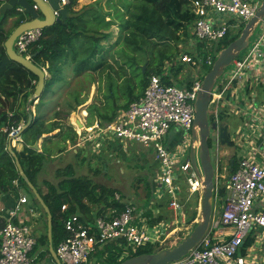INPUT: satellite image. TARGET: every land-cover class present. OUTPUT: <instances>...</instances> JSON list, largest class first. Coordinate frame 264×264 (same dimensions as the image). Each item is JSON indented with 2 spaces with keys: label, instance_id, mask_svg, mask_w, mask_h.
Here are the masks:
<instances>
[{
  "label": "built area",
  "instance_id": "built-area-1",
  "mask_svg": "<svg viewBox=\"0 0 264 264\" xmlns=\"http://www.w3.org/2000/svg\"><path fill=\"white\" fill-rule=\"evenodd\" d=\"M67 3L68 0H59L58 4L59 7H66ZM259 3L260 0H191L189 5L195 15L190 26L191 44L194 46L196 41L197 44L209 46L211 50L214 43L224 38L229 31L235 32V28L240 24L244 25L255 14ZM34 7L37 8L36 5ZM17 11L22 12L23 9L17 6ZM53 12L59 17V9ZM41 30L35 28L20 33L14 41L16 52L21 55L27 53L29 47L41 36ZM253 33L244 53L241 54V51L217 79L210 101H215V104L214 117L209 118V123L215 122L217 125L216 130L212 131L215 139L211 143L214 149L216 200L220 197L217 189L224 187V202L215 227L218 224L226 229L225 238L213 241L212 236H206L186 255L165 264H231L247 238L253 239L256 243L255 251L261 252L258 264H264V129L256 130V139L246 140L243 137V129H254V125L250 121L244 126H239L232 142L235 143V148L247 149L246 153L235 160L224 185L225 173L219 172V168L228 169L220 154V114L225 110H236L241 104L237 98L240 92L244 94L249 105H254V85L264 86V21L259 24L256 35L253 36ZM23 56L31 59L28 54ZM180 58L181 61H191L192 57L184 55L179 57V60ZM205 62L213 64L211 57H207ZM203 77L201 72L195 79L192 78L189 88H183L165 83L160 75L153 74L143 94L133 100L115 119L104 126L98 123L90 126L88 132H98L95 140L109 139L112 135L116 140L136 141L147 148L154 143L157 167L154 171L155 186L151 203L154 204L166 196V208L170 217H164L155 225L149 226L148 218L143 216L141 211L135 213L136 207L130 203L119 213L111 209L105 215L95 216L93 221L86 220L79 213H72L64 220L67 237L58 243L55 249L61 264H89L90 256L96 249L109 242L132 252L147 243L158 246L188 222V213L181 201V194L185 193L181 190V182H185L188 196H201L202 172L199 166L198 169L192 166L189 154L191 147L195 146L197 149V142L192 141L191 129L195 116L194 101ZM236 82L238 83L235 84ZM260 112L262 111L259 107L255 108V115L259 116ZM209 113L210 110L208 117ZM235 113L244 119V111ZM76 126L77 124L74 128ZM172 126L185 131L182 142L187 143V151L181 143L172 154L174 148L163 142ZM19 128L20 125L13 129L10 136H14ZM173 135L174 133L172 137ZM255 149L259 158L252 155ZM26 201L25 196L19 197L14 208L9 210L7 220L0 227V264H33L35 260V257L31 256L35 245L31 227L22 221L13 220L19 205ZM149 206L151 208V205ZM158 209L152 208V211L157 214ZM61 210H66V204L61 206ZM166 229H170L169 232H166Z\"/></svg>",
  "mask_w": 264,
  "mask_h": 264
},
{
  "label": "trees",
  "instance_id": "trees-1",
  "mask_svg": "<svg viewBox=\"0 0 264 264\" xmlns=\"http://www.w3.org/2000/svg\"><path fill=\"white\" fill-rule=\"evenodd\" d=\"M4 1L0 0V5ZM190 1L136 0V2H131V0H127L126 7H123L126 11L123 12L120 8L115 7L113 11L115 18L109 17L106 19V16L98 9L89 8L74 11L73 6L77 3V0H68L66 7L70 16L61 23H55L42 29L39 39L23 55H30L35 64L46 68L49 76L45 80L44 92L47 85H52L60 79L61 70L65 64L71 67L74 76L91 71H100L102 74L107 68H110V66H104L105 57L115 53L120 55L121 59L116 63L119 69L111 67V70L114 74L115 70H120L117 71L119 75L115 74L117 77L128 74V78L134 80V82H128L127 89L124 88L121 94V97L124 98L122 100L123 104L120 106L116 103V106H113L114 77H109L108 90L112 95L110 105L115 114L119 108L126 109L133 100L143 94L148 80L153 74L160 75L165 83L176 84L183 88H189L192 84V80L188 77L184 81L177 79L178 73L185 65L177 63L179 55L178 50H176L177 43L183 41L182 35H184L183 37L192 36L189 29L195 15L191 11ZM12 15L18 16L14 27L29 18L23 12L17 11V7L0 14V46L4 44V41L14 29L5 30L3 28L5 20ZM116 21L122 36L107 48L102 44V41L110 37V28ZM240 26L242 28L243 24ZM240 31L241 29L235 32L229 31L224 38L215 42L212 49L206 51L207 53H202V44L198 45V54L202 59V71L207 72L212 65L205 63L207 55L214 62L217 53L235 40ZM118 44L120 45L119 48H113L114 45ZM160 47H162V51H159ZM141 64L145 65L144 71ZM127 66H133L134 69L129 71ZM172 77L175 78V81ZM36 82L37 77L32 72L11 60L4 48L0 51V193L12 192L14 196H18L20 189H26L29 190L32 196L31 200L37 202L34 194L18 172L15 157L7 149L10 132L18 127L21 120L26 123L28 119L25 111L21 110V105L29 95L34 93ZM44 92L36 103L39 104L38 108L43 104L41 98ZM78 101V97H75V102ZM37 118L34 116L30 124L19 134L21 138L19 142L22 143L21 149L17 150L15 146H12V150L26 177L36 187L50 210L52 216L51 243L53 249H56L58 243L67 237L64 220L68 215L79 213L90 220L95 216L105 215L111 209H114L115 213H119L130 202L124 201L123 195L114 188L93 183L86 175H75L72 164H67L55 170V176L59 179L56 184L47 180L42 181L46 187V190H42L38 185L37 175L42 170L46 157L51 156L53 150L48 147L47 143H42L40 151L33 149L32 145L37 141L38 136L44 133L49 134L56 128L60 132L63 126L44 125L42 122L38 124ZM97 121L100 126H104L112 120L109 115L99 114ZM68 130L69 139L76 140L77 135L71 126L68 127ZM60 133L62 134V132ZM60 138L65 141L63 135ZM116 194H119L118 198L115 197ZM147 194L148 198L141 206L130 204L136 207L135 213L141 211L142 215L148 218L149 226H153L164 217V214L162 212L155 214L152 208H162V204L166 205L167 203V197L163 196L150 208L149 201L151 198L153 199V189H149ZM222 197L223 195L219 197L220 201L223 200ZM220 201H218V204L221 203ZM63 204H66V210H61ZM185 210L188 213V221L192 220L196 212L190 215L189 211ZM42 212L46 216L43 209ZM3 224L0 218V227ZM209 236H212L211 232ZM250 243L251 239L247 238L241 250L244 251ZM117 246L114 242L104 244L101 248H97L90 258L94 257L96 259L95 264H118L127 257L140 253H150L157 249V246L147 243L131 252L127 257L120 259L122 248ZM38 247H42L40 258L49 255L47 221L44 224V231L35 243L33 250Z\"/></svg>",
  "mask_w": 264,
  "mask_h": 264
},
{
  "label": "rangeland",
  "instance_id": "rangeland-1",
  "mask_svg": "<svg viewBox=\"0 0 264 264\" xmlns=\"http://www.w3.org/2000/svg\"><path fill=\"white\" fill-rule=\"evenodd\" d=\"M131 2H136V0H131ZM126 5L127 0H77V3L73 6V10L80 11L89 8L98 9L106 16V19H108L109 17L115 18L113 14L115 7L120 8V10L124 12L126 11V9L123 7H126ZM17 18V15L9 16L5 20L3 28L5 30L13 29ZM263 21L264 18L260 21V24ZM110 32V37L105 41H102V44L107 48L113 45L115 41L119 40L122 36V33L117 27V21L110 28ZM256 32L257 29H255L253 36L256 35ZM183 36L184 35L181 36L183 38V41L178 42L176 45L178 55L179 57H183L184 55L192 57L191 61H181V58L180 61L177 60V63H182L185 65L184 68L180 70L177 76V79L184 81L187 77L192 80V78L195 79L201 72H203V74H205L206 72L202 71V59L198 54L199 44H197L195 41L193 46L190 42L192 36ZM119 47V44L113 46V48L115 49ZM209 48V46L206 47L205 44H202V53H207L209 51ZM159 51H162V47H160ZM189 53H191L192 55H190ZM242 53H244V50H242L241 54ZM207 57L210 56L207 55ZM105 58L106 59L104 61V66H110V68H107L102 74L100 73V71H91L79 76H74L71 67L65 64L62 67L60 79L58 81H55L52 85L46 86V91L41 98L43 104L40 105V108H38L39 104H36L37 98H33L34 93L32 95H29L26 98L25 102L23 101L21 110H24L26 115L32 113L33 117H38L36 119V121H38V124L42 122L44 125L53 124L54 126H63L60 131L62 132V134L60 132H56L59 131V129L56 128V130L54 129V131L49 134H42L38 139L39 147L40 145H42V143H47L48 147L53 151L51 153V156L46 157L45 164H43L42 170H40L37 175V182L42 190H46V187L42 183V181L47 180L52 182L53 184H56L59 179H57V177L55 176V170L57 168L64 167L67 164H72L75 175H86L92 180L93 183L101 184L104 187L114 188L123 195L124 201L133 203L135 206H141L148 198V190H152L155 186L153 168L156 166V160L154 161V153L152 151L154 143L147 148L136 141L127 142L113 140L111 137L112 135L109 136V140L106 138L95 140V138L98 136L97 130L88 132L90 130V126L92 127L96 125L99 114L105 116L109 115L111 117V120L115 119V117L119 114V111L115 112L114 114V110L111 109L110 97L112 95L110 94V90H108V85L110 82L109 77H114V99L112 98L113 106H116V103L120 106L123 104V97H121V94L124 88L127 87L128 82H134V80L128 78V74H122L124 76L117 77L115 76V74L119 75L117 71L120 70H115V74L111 70V67L119 69L117 67L118 64L116 63L121 59L120 55H117L115 53L112 55H107ZM142 66L145 67L144 64H141V67ZM43 68L45 69L46 76L48 77L49 74L46 68ZM127 69L129 71H132L134 67L127 66ZM237 83L238 82H236L235 84ZM261 87L262 86L256 84L253 87L252 93L255 94V103L254 105H251L248 111V115H244L246 118L245 124L244 119L239 122V120L233 116L225 118L224 122L229 125L228 130L230 134L234 135L239 126L246 125L250 122V120H252L254 129H243V132H245L243 134V137L246 140L248 138H252L253 140L256 139L258 134L256 130L262 131L264 129V126L262 125V123L264 122V90ZM75 97H78V102H75ZM214 104L215 101H212L209 105L210 119L214 117ZM258 107L262 111L260 112L259 116L254 114L255 108ZM78 119L79 121H81V123H84L83 127H77L79 126L76 123ZM23 123L25 124L24 121ZM24 124H22L20 121L19 130H23L22 125ZM76 124L77 126L74 128ZM70 126L77 135L76 140L74 139L75 143L74 140L72 141L71 139H69L70 134L68 127L70 128ZM176 130H180V133H178V131L175 132ZM173 133L178 134L176 135V139L172 143V147L174 149L171 151V153L173 154V151L176 152L177 148H179V144L181 143H183V148H185V150L187 151V143L182 142V136L185 131L176 126L171 127L167 135L164 137L163 142L167 145ZM60 134L65 137V141L60 138ZM259 136L260 134L258 135V138ZM19 139V141H21L20 137ZM19 141L15 139L12 140V146L14 145L17 150L21 149L22 147V143ZM208 141L210 144L212 143L211 134ZM246 150L247 149L242 150L239 148H235V155L237 157L236 159H238L240 155L246 153ZM222 165H224L223 162ZM219 172L225 173V177H227L230 171L222 170L221 168H219ZM223 181L225 184L227 180L224 179ZM181 190L182 192H185L181 194V201L183 202L185 209L189 211L190 215L196 212L195 217L184 224L183 227L171 233L167 239H165L160 245L156 247L157 249L172 247L176 245L191 232L196 223L201 219V196H188L186 194L187 186L184 181L181 182ZM19 191H22L29 200L32 199L29 190L20 189ZM118 195L119 194L115 195V197ZM31 201L34 210L40 217V222L36 223L31 217L29 218V222L30 224H32L35 233L36 228H39V232H42L44 231V224L47 221V218L42 212L43 207L41 203L38 200L37 202L34 200ZM151 201L152 198L149 201V205H152ZM218 201H220L219 198L217 200L213 199L214 211L209 228V233L211 232L212 235L216 234V228L221 227L216 226L215 228H213V225H215V222L218 219V213L222 208V201H220V204H218ZM161 207L162 208H160V210L158 209V212H162L165 218H169L170 212H168L166 205L163 203ZM169 230L170 229H166L165 231L169 232ZM162 237H164V235ZM131 252V250L122 248V259L124 257H127ZM37 259H39V257H37ZM39 261L40 260H38L37 262ZM95 263L96 259L94 257L89 259V264Z\"/></svg>",
  "mask_w": 264,
  "mask_h": 264
},
{
  "label": "water",
  "instance_id": "water-1",
  "mask_svg": "<svg viewBox=\"0 0 264 264\" xmlns=\"http://www.w3.org/2000/svg\"><path fill=\"white\" fill-rule=\"evenodd\" d=\"M59 0H5L0 5V14H4L7 11L20 6L23 9V13L28 15L29 18L20 24H18L11 33L8 35L4 44L0 46V51L4 48L7 56L21 64L24 68L32 72L37 77L33 98H38L43 94L45 89V80L47 78L45 70L35 64L30 58H27L16 52L14 49V41L17 36L25 30L29 29H44L55 23H61L70 16L67 7H59ZM36 5L37 8L34 7ZM59 9V17L54 15V10ZM264 18V0H261L255 14L244 24L238 37L233 40L228 46L220 50L211 65L210 69L204 74L201 88L197 92L194 101V121L191 129L192 141L197 142V149L195 146L190 149V160L192 166L195 169L200 167L202 172V187H201V202H200V215L201 219L196 223L191 232L176 245L172 247H164L154 250L150 253H140L126 259H123L118 264H165L170 261L178 260L182 256L186 255L191 249L198 246L202 240L208 236L210 223L213 218L214 211L213 199L215 198V182H214V149L208 142L211 134V139H215V135H212V131H215L217 125L215 122L209 123L208 110L211 101V94L216 84L217 79L222 76L224 69L229 66L232 60L238 56V54L246 48L249 42V38L254 32L257 25ZM144 66L142 70L144 71ZM33 119L32 113L28 114L26 123L21 120L22 128L27 127ZM79 126L83 123H79ZM22 129L15 131L14 136L9 137V144L7 146L8 151L15 157V164L17 166L20 176L24 179L35 198L41 203L47 218V238L49 242V251L54 257L56 263L61 264L55 250L52 247V216L48 206L40 196L36 187L26 177L19 161L17 160L15 153L12 150V140L20 137ZM219 139L221 145L232 147L233 143L230 139V133L226 124H220L218 126ZM37 141L32 145L33 149L39 150V143ZM233 161H231L232 164ZM220 183V182H219ZM224 187L217 189L218 195H221Z\"/></svg>",
  "mask_w": 264,
  "mask_h": 264
},
{
  "label": "crops",
  "instance_id": "crops-1",
  "mask_svg": "<svg viewBox=\"0 0 264 264\" xmlns=\"http://www.w3.org/2000/svg\"><path fill=\"white\" fill-rule=\"evenodd\" d=\"M235 24H237V23H235ZM259 24L257 25V27L255 29H257L259 27ZM240 25H239V27L235 28V31L238 30V29H242ZM250 38H251V36H250ZM172 79L175 81V78L174 77H172ZM261 88L264 90V86H262ZM241 94H243V93L240 92L237 95V98H238V100L241 101V104L236 107V110L235 109H232V108H229V109H232V111L225 110V112L220 115V119H221L222 125L226 124L224 122V120H225L226 117H229V116H233V117L237 118L239 120V122L243 120L239 115H237L235 113V111L236 112L244 111L245 115L246 114L248 115V111L250 109L251 103L249 105L246 102V100H245V98L243 96L244 94L243 95H241ZM123 99L124 98H122V100ZM124 110L125 109H123V108H119L117 111H119V113H120V112H122ZM244 119H246L245 116H244ZM250 121L252 122V120H250ZM96 122L99 124L98 121H96ZM226 125L228 126V129H229V125L228 124H226ZM262 125L264 126V122L262 123ZM176 131H178V130H176ZM56 132H58V131H56ZM178 133H180V130L178 131ZM178 133L174 134L173 137L171 139H169V143L167 144V146H170V147L172 146V143L176 139V135ZM112 139L113 140H116L114 137ZM230 139L232 141V139H233V135L232 134H230ZM232 143H233L232 147H228L226 145H222V148H221V151H220V154L223 157L224 162L227 164V168H228L227 170H229V171H231V168L234 167L235 160L237 158L236 155H235V143L234 142H232ZM40 150H41V145L39 147V150H37V151H40ZM153 153H154V151H153ZM252 155H253L254 158H256V157L259 158V155L257 153V149L253 150ZM154 161H155V155H154ZM231 161H233L232 164H231ZM155 163H156V166L153 168L154 171H155V168L157 167V162L155 161ZM229 174H230V172L228 173V176H229ZM228 176L225 177L226 180H227ZM223 185H224V181H223ZM22 195L27 198V196L22 191H19L18 196H14V193H12V192L0 193V218H1V221H3V223H5V221L8 218V212H9V210H11V209L14 208V206L16 205L19 197H21ZM221 195H223V197H222L223 198L222 204H223V202H224V190L222 191ZM37 214L38 213H36V211L33 208V204H32L31 199L29 200L27 198V201L25 203H22V204L19 205V210L16 212L15 216L13 217V220L15 222L22 221L23 223L25 222V224L27 223V224L30 225V227H31V233H32V235H33V237L35 239V243L37 242V240L40 237V235H41L42 232H39L40 229L39 228L38 229L36 228V233H35V230L33 229L32 224H30V222H29V218L31 217V218L34 219V221L36 223H39L40 222L39 221L40 217ZM218 216H219V213H218ZM85 218L87 220V217H85ZM93 218L90 219L89 221H93ZM213 226H214L213 228H215V225H213ZM217 226H221V225H218L217 224ZM225 231H226V229L224 227H218V228H216V234L212 235L213 241H216V239H223V238H225ZM255 246H256V243H254V240L253 239H251L250 245L247 246V248L244 251L241 250V247H242L241 246L240 249H239V251L235 255V259L231 262V264H258L259 263V260L261 259V252L255 251V248H256ZM48 250H49V242H48ZM41 251H42V247H38L36 250H32L31 251V256L35 257V260H34L33 264H58V263H56L54 257L50 253V251H49V255L48 256L47 255H44L43 258H40L39 255H40V252ZM37 257H39V259H37ZM38 260H40V261L37 262Z\"/></svg>",
  "mask_w": 264,
  "mask_h": 264
},
{
  "label": "bare ground",
  "instance_id": "bare-ground-1",
  "mask_svg": "<svg viewBox=\"0 0 264 264\" xmlns=\"http://www.w3.org/2000/svg\"><path fill=\"white\" fill-rule=\"evenodd\" d=\"M79 120V119H78ZM77 124H78V122H76ZM79 123H81V121H79ZM79 125V124H78ZM79 127H82V124H81V126H79Z\"/></svg>",
  "mask_w": 264,
  "mask_h": 264
},
{
  "label": "clouds",
  "instance_id": "clouds-1",
  "mask_svg": "<svg viewBox=\"0 0 264 264\" xmlns=\"http://www.w3.org/2000/svg\"><path fill=\"white\" fill-rule=\"evenodd\" d=\"M43 68V67H42ZM44 69V68H43ZM45 70V69H44Z\"/></svg>",
  "mask_w": 264,
  "mask_h": 264
},
{
  "label": "flooded vegetation",
  "instance_id": "flooded-vegetation-1",
  "mask_svg": "<svg viewBox=\"0 0 264 264\" xmlns=\"http://www.w3.org/2000/svg\"><path fill=\"white\" fill-rule=\"evenodd\" d=\"M209 142V141H208Z\"/></svg>",
  "mask_w": 264,
  "mask_h": 264
}]
</instances>
